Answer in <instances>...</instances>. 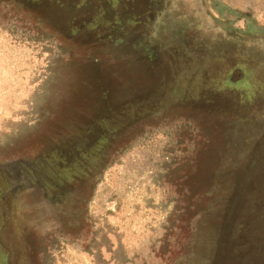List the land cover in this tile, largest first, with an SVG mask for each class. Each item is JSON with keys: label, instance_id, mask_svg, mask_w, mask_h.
Listing matches in <instances>:
<instances>
[{"label": "rangeland", "instance_id": "374dc122", "mask_svg": "<svg viewBox=\"0 0 264 264\" xmlns=\"http://www.w3.org/2000/svg\"><path fill=\"white\" fill-rule=\"evenodd\" d=\"M0 243L264 264V0H0Z\"/></svg>", "mask_w": 264, "mask_h": 264}, {"label": "crops", "instance_id": "0c3cea01", "mask_svg": "<svg viewBox=\"0 0 264 264\" xmlns=\"http://www.w3.org/2000/svg\"><path fill=\"white\" fill-rule=\"evenodd\" d=\"M20 171L21 170L18 169L17 167L14 168L15 176L17 175L21 180H24V176H23V174ZM0 247H1V243H0ZM12 258H13L12 257V252H9V251H5V252L1 251L0 252V264H10V262L13 264Z\"/></svg>", "mask_w": 264, "mask_h": 264}, {"label": "trees", "instance_id": "16d2710c", "mask_svg": "<svg viewBox=\"0 0 264 264\" xmlns=\"http://www.w3.org/2000/svg\"><path fill=\"white\" fill-rule=\"evenodd\" d=\"M145 111V110H144ZM149 112L141 113V116H144L145 114H148Z\"/></svg>", "mask_w": 264, "mask_h": 264}]
</instances>
